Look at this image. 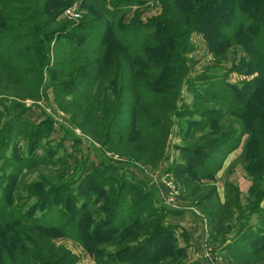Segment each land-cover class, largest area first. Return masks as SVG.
<instances>
[{"label": "trees", "instance_id": "16d2710c", "mask_svg": "<svg viewBox=\"0 0 264 264\" xmlns=\"http://www.w3.org/2000/svg\"><path fill=\"white\" fill-rule=\"evenodd\" d=\"M70 1L0 0V90L21 98L41 97L43 67L49 65L51 54L50 32L44 30L54 25ZM131 1L117 2L121 4L117 27L112 24L116 15L103 24L90 20L88 14L81 19L79 27L88 33L79 42L87 47L67 50L66 66L76 64L75 71H66L68 77L58 82L56 77L64 71L53 65L48 71L50 84L63 91L70 86L63 98L72 95L74 101L99 105L95 117L84 111L89 121L84 128L94 124L93 136L101 144L110 149L119 145L116 148L122 155L155 165L164 157L173 118L182 115L178 104L190 68L183 55L192 50L191 33L204 35L219 62L236 54L240 46L249 57L243 58L245 70L255 75L233 89L226 87L225 80L210 77L200 83L198 90L213 100H223L226 108L207 105L202 119H188L185 135L192 143L185 150L193 154L194 163L182 168L188 175L183 182L193 197L197 183L219 171L222 159L246 134L245 168L253 180L264 175V0H158L161 16L136 24L123 20L122 12ZM108 4L104 1L103 7L110 9ZM94 44L97 49L91 48ZM111 47L114 51L106 59ZM211 84L227 88L229 95L213 93ZM231 115L238 119L239 128L225 124L231 131H222ZM3 117L0 110V264H78L79 257L58 242L68 236L80 240L98 264H121L122 259L128 264H182L186 252L177 244L149 257L156 238L166 229L159 208L121 218L119 206L110 201L109 207L94 211L91 197L75 192L78 179L73 167L40 153L41 124L34 126V136L19 130L22 117L5 119L1 125ZM31 139L39 146L35 153L23 155L16 142ZM12 144L18 150L9 154ZM216 154L221 158H211ZM36 172L39 178L28 179ZM88 185L86 181L81 188ZM100 192L105 195L103 189ZM94 212L102 215L96 222L91 219ZM133 240L137 243L130 244ZM257 240L264 245V230ZM258 252L254 249L251 254L256 257Z\"/></svg>", "mask_w": 264, "mask_h": 264}, {"label": "rangeland", "instance_id": "374dc122", "mask_svg": "<svg viewBox=\"0 0 264 264\" xmlns=\"http://www.w3.org/2000/svg\"><path fill=\"white\" fill-rule=\"evenodd\" d=\"M104 1L110 3L108 4L110 9L103 7ZM120 1H70L54 25L44 30L50 32L51 54L49 65L43 67V80L39 88L41 97L21 98L11 95V92L0 90V110L4 113L1 125L5 119L20 120L22 117L19 130L35 136L34 126L41 124L40 153L47 159H60L73 167L75 179H78L75 192L79 196L83 194L91 197L90 203L94 211L109 207L110 201L115 202L114 206H119L121 218L122 215L129 216L132 212L139 215L143 209L149 211L152 207L159 208L162 212L160 221L166 229L162 232V237L159 236V240L156 238L151 250L153 254L149 257H153L157 251L166 252L173 247L172 245L177 244L186 252L182 264H264V245L257 243L264 230V175L258 174L253 180L245 168L242 154L249 135H244L239 146L231 150L223 161L221 160L223 165L219 171L202 182L195 181L199 188L193 197L189 195L190 189L183 182L188 175L182 168L190 167L194 163L190 160L193 154L185 150L192 143L185 135V130L189 129L188 119H202V112L207 105L218 109L226 108L223 100H213L214 98H209L203 91L198 90L200 83L210 77L214 81L225 80L226 87L233 89V86L240 87L255 75L245 70L243 58L246 54L240 46L237 47L236 54L231 53L230 57L219 62L210 52V44L204 35L199 31L191 33L192 50L183 55L189 59L190 68L186 76L187 81L181 89L182 100L178 104V110L183 116L173 118L170 126L172 132L167 141L164 157L155 165L122 155L116 148L119 145L110 149L101 144L93 136L94 131L96 132L94 124H88L84 128L89 122L84 111H88L91 118L92 115L95 117V111L98 112L100 109L99 105L80 99L74 101L72 95L63 98L62 95L71 89L70 86L68 90L65 88L63 91L62 87L61 90H57V87L50 84L48 74L50 67L57 64L56 67L53 66L54 69L62 70L63 73L75 71L76 64L73 67L66 66L70 60L66 51L87 47L79 42V37H84L88 33L85 28L79 27L81 19L88 14L92 18L90 20H97L103 24L110 23L112 17L116 15L117 21L113 20L112 24L117 27L121 22V4L117 6V2ZM68 9H71V12ZM162 10L163 7L158 0L147 3L133 0L122 15L126 22L147 23L160 17ZM106 11L111 13L106 14ZM73 13L79 16L75 17ZM96 47L98 44L91 48L97 49ZM113 51L112 47L108 49L106 59L110 58ZM95 57L93 55L90 58ZM245 59L247 61L249 57L246 56ZM63 73H57L59 76L56 77V81L64 80L67 74ZM210 89L220 96L229 95L222 85L211 84ZM236 120L238 119L232 115L226 118L222 131L225 129L231 131L225 124L238 129ZM21 138L24 137L20 136ZM14 145L10 146L9 154L11 151L14 154L18 150L16 147L19 146L23 155L33 154L39 146L37 141L32 139L29 142L17 141L16 147ZM218 155L211 158H221ZM200 160L208 162L207 159ZM259 168L261 172L263 167ZM29 178L37 179L39 175L36 172L29 175ZM86 181H89L88 188H81ZM101 189L105 195L101 194ZM30 202L34 203L35 200ZM191 211L192 213L195 211L194 213L202 220V227L197 229V238L192 236V233L198 218L193 214L192 216L189 213ZM94 213L91 219L96 222L102 215ZM106 213H110V210ZM118 217L119 214L115 218ZM58 242L64 243L79 257L78 264H98L77 238L68 236ZM129 243L137 242L133 240ZM126 244L128 242H124V245ZM254 249L260 250L256 257L251 254ZM121 264L128 262L122 259Z\"/></svg>", "mask_w": 264, "mask_h": 264}, {"label": "crops", "instance_id": "0c3cea01", "mask_svg": "<svg viewBox=\"0 0 264 264\" xmlns=\"http://www.w3.org/2000/svg\"><path fill=\"white\" fill-rule=\"evenodd\" d=\"M195 212V211H194ZM192 213V211L191 212H189L191 215L193 214L194 215V217L196 216L197 218H198V223H195L194 224V226H195V229L193 230L194 232L192 233V236H194V237H196L197 238V236H196V234H197V229H199V227H202V220L201 219H199V217H198V215L196 214V213ZM192 215V216H193ZM193 225V224H192Z\"/></svg>", "mask_w": 264, "mask_h": 264}, {"label": "built area", "instance_id": "2783aa9c", "mask_svg": "<svg viewBox=\"0 0 264 264\" xmlns=\"http://www.w3.org/2000/svg\"><path fill=\"white\" fill-rule=\"evenodd\" d=\"M68 11L71 12V9H68ZM73 14H74L75 17H78L79 16V14H77V13H73Z\"/></svg>", "mask_w": 264, "mask_h": 264}]
</instances>
